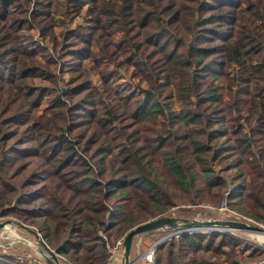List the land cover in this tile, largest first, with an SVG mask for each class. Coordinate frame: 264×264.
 Returning <instances> with one entry per match:
<instances>
[{
    "label": "trees",
    "instance_id": "obj_1",
    "mask_svg": "<svg viewBox=\"0 0 264 264\" xmlns=\"http://www.w3.org/2000/svg\"><path fill=\"white\" fill-rule=\"evenodd\" d=\"M85 1L0 0L2 216L36 227L69 264H109L105 237L173 217L177 203L217 206L225 193L232 211L264 224V0H87V27L63 32L57 58L72 72L66 104L28 82L56 84L54 60L42 65L28 31L55 41L53 11L73 18ZM107 62L149 85L112 88ZM212 162L237 172L225 179ZM241 238H171L156 264H237Z\"/></svg>",
    "mask_w": 264,
    "mask_h": 264
},
{
    "label": "rangeland",
    "instance_id": "obj_2",
    "mask_svg": "<svg viewBox=\"0 0 264 264\" xmlns=\"http://www.w3.org/2000/svg\"><path fill=\"white\" fill-rule=\"evenodd\" d=\"M87 3L88 2L86 0L84 4L81 5L83 6L82 13L80 15L74 16L73 18H70V16H65L61 11H55V10L53 11L52 18H53L54 28L52 33L54 34L55 38H57L55 41L51 39L50 35H45V37L43 36L41 37L39 35V31L36 29H31L28 31V34L31 37H34V40L39 45V48H37V52L40 55V62L42 63V65L48 64L47 61H49L50 58L54 60V63L53 62L50 63V70L53 72L56 81V84L52 85L48 82H45L41 77H36L28 81L31 85L37 87L43 86L44 84L49 85L52 87L50 93H55L59 97H64V93H66L69 90V80L72 77V72L69 69L62 71L60 69V64L58 63L57 58L60 56L61 42L63 40V32L66 29L76 28L77 25H83L84 27H87V23L84 20L86 17L85 9L89 8L87 7ZM111 39L115 42L119 41L120 39L119 33L118 32L112 33ZM97 44L102 46L104 45V41H100ZM97 44H95L94 47L95 53H98L100 50ZM54 45H57V47H55ZM86 65L89 70V74L93 79V83L95 85H99L100 74L95 67L92 68L93 62L91 60L86 61ZM105 67H107V69L114 70V73L112 75V81L110 84L112 88H115L116 86H120L119 88L120 90L134 91L137 85H140L141 89H145L149 85V79L146 76L142 78L141 74H139L137 69H134L132 67L116 68L115 65L111 62L101 64V69H104ZM143 73L144 72L142 71V74ZM214 83L215 84L223 83V79L215 80ZM170 87H173V84H170ZM64 99L66 101V104L70 103L66 97H64ZM45 106H46V101L43 102L39 111H42L41 109H43ZM171 107H173L174 111H181V102L178 100L176 94ZM165 111L167 110L165 109ZM161 121H165L164 118H162ZM115 125L117 126V123ZM224 140L225 139L223 138L219 142L221 143ZM256 151L258 150L256 149ZM230 160H232V158ZM212 167L219 174V176H223L225 179H230L231 176L235 175V173L237 172V170L233 168L231 169L224 168L225 164H221L218 166L215 165L214 162H212ZM225 194L222 200L220 201V204L217 206H214L213 204H209V203H202L199 205H183L181 203H177V206L174 208L173 211L174 212L173 217L178 219L180 223L183 220H189V221L231 220V218L227 216L226 212H221L219 209L224 201L228 202L227 196ZM2 213H3V208L0 207V221H6L10 219L15 220L24 224L26 227L29 228V230L36 231L38 234L40 233L36 227L28 225L27 223L18 220L12 216H2ZM248 224H256L261 227H264V224L257 223L254 220ZM29 230L27 229L25 230L18 226H12V225L8 226L5 229L0 230V255H5L6 257L9 258H15L18 256L26 264H29L30 262L35 264L36 263L34 262L35 260L38 261V264H44L43 261L45 256L47 257L50 256L45 251L43 246L40 245V243L37 241L35 235ZM166 231L168 232V230ZM40 234L39 236H41ZM168 234L169 233H167L166 235ZM236 234L242 237L241 239H244L245 241L244 243L242 242L241 245L236 249L238 255L242 257V259L237 264L255 263L257 261L256 258L259 252H262L264 256V236L254 233L253 234L236 233ZM124 237L117 239L110 238L108 240L110 243H113L118 240L124 242ZM158 241H159L158 239H155L154 236L149 234H142L137 236L134 239L132 255H131V261L133 262V264L146 263V262L142 263L140 259L141 254H137V247L139 242L141 244H144V242L146 243L148 242L147 247L149 248ZM144 247H146V245ZM122 249L124 251V246L122 247ZM142 259L145 261L144 257ZM121 264H124L123 260Z\"/></svg>",
    "mask_w": 264,
    "mask_h": 264
},
{
    "label": "water",
    "instance_id": "obj_3",
    "mask_svg": "<svg viewBox=\"0 0 264 264\" xmlns=\"http://www.w3.org/2000/svg\"><path fill=\"white\" fill-rule=\"evenodd\" d=\"M18 226L22 229L29 230L24 224L15 221V220H6L0 221V230L7 228L8 226ZM160 229H166L170 231V237H174V233L182 232L186 234L189 230H202V231H218V232H234V233H251L264 236V227H261L256 224H248L235 220H203V221H189L183 220L181 223L178 219L174 217H162L159 219L151 220L128 231L124 237V252H123V261L124 264H133L131 261L132 249L134 244V239L142 234L150 233ZM31 231L40 245L43 246L45 251L49 254L50 257L45 256L48 264H62L59 259V254L52 250L44 239L39 236L36 231ZM201 233V231H199Z\"/></svg>",
    "mask_w": 264,
    "mask_h": 264
},
{
    "label": "built area",
    "instance_id": "obj_4",
    "mask_svg": "<svg viewBox=\"0 0 264 264\" xmlns=\"http://www.w3.org/2000/svg\"><path fill=\"white\" fill-rule=\"evenodd\" d=\"M219 209H220L221 212H226L227 216L229 218H231V220L245 222V223H251L253 221L251 218H248V217H246L244 215H241L239 213H236V212L230 210L226 201H224L221 204ZM199 231H201V233H205L206 232V231L204 232L202 230H189L186 234L193 233V232L200 233ZM230 233H232L233 236H235L236 238L240 237L239 235H237L234 232H230ZM170 235L171 234H169L166 237L160 239L157 243L153 244L152 246H150L147 249V251L143 255L144 258H145V262L147 264H156V249L159 246H161L162 244H164L166 241L170 240L171 239ZM183 235H185V234H183L182 232L179 231V232L174 233V237H172V238H179V237H181ZM105 240H106V246H107V251H108V255H109V260L112 263V262H114L116 260V258L118 256V253L121 250H123L122 249L123 242L118 240V241H115L113 243H110L109 240H107V237H105ZM58 256H59L60 261L63 264H69L64 257H62L61 255H58ZM34 262H36L38 264L37 260H35ZM43 262H44V264H47L46 258H44ZM0 264H26V263L24 261H22L20 259V257H18V256L15 257V258H9V257L3 256V255H0ZM29 264H34V263L30 262ZM252 264H264V256L262 257V259L257 260L255 263H252Z\"/></svg>",
    "mask_w": 264,
    "mask_h": 264
},
{
    "label": "crops",
    "instance_id": "obj_5",
    "mask_svg": "<svg viewBox=\"0 0 264 264\" xmlns=\"http://www.w3.org/2000/svg\"><path fill=\"white\" fill-rule=\"evenodd\" d=\"M148 243V242H147ZM147 243L144 242V244H141L140 242L138 243V247H137V254H141V262L144 263L145 261L142 259L144 256V253L147 251L148 247H147ZM146 245V247H144ZM123 250H121L119 253H118V256L116 258V260L114 262H109V264H121L122 263V260H123V257H122V252ZM5 256V255H3ZM48 264V263H47ZM63 264V263H62ZM146 264V263H144Z\"/></svg>",
    "mask_w": 264,
    "mask_h": 264
}]
</instances>
